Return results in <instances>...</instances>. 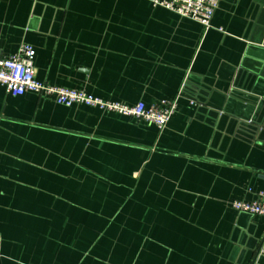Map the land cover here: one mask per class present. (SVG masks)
<instances>
[{"label":"crops","instance_id":"1","mask_svg":"<svg viewBox=\"0 0 264 264\" xmlns=\"http://www.w3.org/2000/svg\"><path fill=\"white\" fill-rule=\"evenodd\" d=\"M212 26L151 0H0L2 54L34 47L38 81L180 96L159 130L0 87V264H252L264 217L231 204L264 191V0H220Z\"/></svg>","mask_w":264,"mask_h":264},{"label":"built area","instance_id":"2","mask_svg":"<svg viewBox=\"0 0 264 264\" xmlns=\"http://www.w3.org/2000/svg\"><path fill=\"white\" fill-rule=\"evenodd\" d=\"M151 2L155 7L165 8L200 23L206 31L213 27L212 20L220 6V0H151ZM35 59L36 51L29 44H22L15 54L8 57H4L0 49V87H4L9 94L15 97L35 93L51 98L61 106L85 105L137 121H144L147 125L155 126L159 130H163L168 125L178 110L180 96L176 99H164L150 107H146L143 102L127 106L95 98L84 91L42 83L36 78ZM191 104L195 105L194 102ZM231 206L237 212L264 217V191L260 192L253 202L235 201ZM263 258L264 236L252 264H259Z\"/></svg>","mask_w":264,"mask_h":264}]
</instances>
